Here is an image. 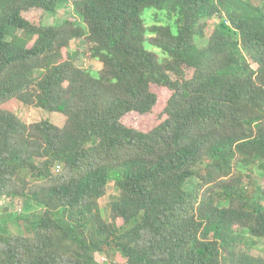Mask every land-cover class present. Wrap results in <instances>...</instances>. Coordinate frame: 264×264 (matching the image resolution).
Wrapping results in <instances>:
<instances>
[{"label":"trees","instance_id":"obj_1","mask_svg":"<svg viewBox=\"0 0 264 264\" xmlns=\"http://www.w3.org/2000/svg\"><path fill=\"white\" fill-rule=\"evenodd\" d=\"M68 2L0 0V199L40 211L34 236L0 231V264H264L244 244L264 240V3L79 0L81 21L42 25ZM74 40L99 71L69 60ZM155 88L162 120L127 124ZM17 101L66 123L28 124Z\"/></svg>","mask_w":264,"mask_h":264},{"label":"rangeland","instance_id":"obj_2","mask_svg":"<svg viewBox=\"0 0 264 264\" xmlns=\"http://www.w3.org/2000/svg\"><path fill=\"white\" fill-rule=\"evenodd\" d=\"M79 0H69L68 5L60 8V10L55 13H47L44 14L41 18V22L43 26H55L61 27L65 22H78L81 21L79 15L76 12L75 4ZM255 4L264 3L263 0H253ZM176 20V14L169 13V11L156 12L151 11L147 13V23L154 24L156 23H167V21L174 23ZM218 22L219 20L216 18L215 20ZM81 23V22H80ZM20 30L15 31L12 36H19ZM29 39L28 35H24L23 40L26 41ZM81 47V50L79 49ZM77 41H73L71 43V49L69 50V60H74L76 64L83 69L92 68L94 72L99 71L102 67V64L91 59L90 55L87 53L86 49L83 46H80ZM147 49L159 54V56L163 57V52L155 47L150 45L147 46ZM77 50L78 54L75 52ZM64 54L67 55V51L64 50ZM77 54V56H76ZM76 56V58H75ZM155 91L159 95V103L155 108L154 112L147 116H139L137 114L130 115L125 119L126 123L141 129L143 131H150L153 129L161 120H162V111L164 109L165 103L167 99L170 97V92L164 91L158 88H155ZM14 113L24 122L31 124L35 122H39L43 119L50 121L56 126L63 128L66 123V117L60 113H50L46 111L43 107V103L38 101L36 105H27L25 103L16 102L15 107L13 108ZM57 169H55L56 171ZM257 176H259L256 173ZM261 181V180H260ZM261 183V182H260ZM115 188V183L110 182L108 184L107 189V197L103 199L101 202V209L103 214L108 217L110 202L112 197L118 195ZM39 211V208L34 205H25L23 200L19 198H7L4 197L0 199V231L4 230L6 234L10 236H25L32 237L36 233V229L38 226L39 220L34 217V215ZM40 212V211H39ZM38 212V213H39ZM245 246L258 247L260 249L264 248V240L263 239H252L250 237H246L244 239ZM107 258L109 261H113L116 263L117 257L115 254L112 256L108 253L102 255V259Z\"/></svg>","mask_w":264,"mask_h":264},{"label":"built area","instance_id":"obj_3","mask_svg":"<svg viewBox=\"0 0 264 264\" xmlns=\"http://www.w3.org/2000/svg\"><path fill=\"white\" fill-rule=\"evenodd\" d=\"M103 264H108L109 263V260L107 258H103Z\"/></svg>","mask_w":264,"mask_h":264}]
</instances>
